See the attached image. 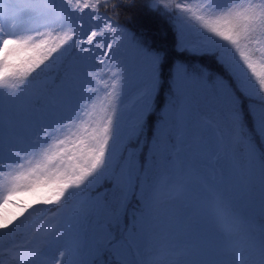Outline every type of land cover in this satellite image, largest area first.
<instances>
[{"label": "snow or ice", "instance_id": "obj_1", "mask_svg": "<svg viewBox=\"0 0 264 264\" xmlns=\"http://www.w3.org/2000/svg\"><path fill=\"white\" fill-rule=\"evenodd\" d=\"M14 201L0 264H264V0H0Z\"/></svg>", "mask_w": 264, "mask_h": 264}, {"label": "trees", "instance_id": "obj_2", "mask_svg": "<svg viewBox=\"0 0 264 264\" xmlns=\"http://www.w3.org/2000/svg\"><path fill=\"white\" fill-rule=\"evenodd\" d=\"M139 18L134 16L133 20L130 21L129 23L132 25H137L139 23ZM152 39L155 41V43L157 44H166L168 43V37L165 35L163 26H160L159 31L154 30L152 33ZM12 209L14 212H18L19 211V206L14 205L12 206Z\"/></svg>", "mask_w": 264, "mask_h": 264}, {"label": "rangeland", "instance_id": "obj_3", "mask_svg": "<svg viewBox=\"0 0 264 264\" xmlns=\"http://www.w3.org/2000/svg\"><path fill=\"white\" fill-rule=\"evenodd\" d=\"M103 95V94H101ZM31 197L30 196H27V195H24V194H20L19 195V200L22 201V202H28L30 201ZM16 202H12V203H9L7 204L6 206H3V207H0V216H4V217H11L12 215H14L15 213L11 210H10V207L12 204H15Z\"/></svg>", "mask_w": 264, "mask_h": 264}]
</instances>
